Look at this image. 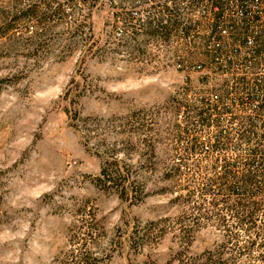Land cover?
<instances>
[{
  "label": "rangeland",
  "instance_id": "obj_1",
  "mask_svg": "<svg viewBox=\"0 0 264 264\" xmlns=\"http://www.w3.org/2000/svg\"><path fill=\"white\" fill-rule=\"evenodd\" d=\"M108 2L0 0V264H77L83 255L91 264H165L183 249L177 233L144 230L180 213L164 191L167 169L212 175L241 152L237 143L220 157L206 150L177 165L186 140L175 100L228 93L234 103L247 91L229 76L186 73L161 54L149 57L142 41L118 39ZM20 15L19 31L1 36ZM260 104L254 99L247 111ZM230 120L221 116L222 129ZM257 122L264 125V112ZM195 135L209 145L214 129ZM128 139L122 156L145 191L127 198L99 177L103 155ZM216 233L197 232L189 252L213 247Z\"/></svg>",
  "mask_w": 264,
  "mask_h": 264
},
{
  "label": "trees",
  "instance_id": "obj_2",
  "mask_svg": "<svg viewBox=\"0 0 264 264\" xmlns=\"http://www.w3.org/2000/svg\"><path fill=\"white\" fill-rule=\"evenodd\" d=\"M29 15L32 16V13ZM21 16L13 17L14 22L1 36H6L9 31L18 32L16 21ZM239 81L247 83L246 80ZM253 87L254 90L245 96L237 93L234 103L228 93L222 97L215 94V99L213 96L202 97L194 103L187 99L175 100L176 108H184L185 114L184 125L179 128V138L181 136L186 140V154L181 156L184 163L178 166L186 165L188 159L206 150L220 157L232 151L237 143L241 152L230 159L224 157L222 170L212 175L203 173L201 169L193 174L174 166L167 169L164 179L170 184L164 191L173 194L171 202L180 207V213L176 217L151 221L144 230L148 233L161 231L162 234L173 229L177 233L183 249L165 264H264V125L260 126L257 122L264 112V96L260 95L264 94V78H255ZM256 98L261 100V104L254 112H248V104ZM224 114L231 117L232 123L222 129L220 118ZM211 128L214 135L206 145L195 134ZM142 141H149L145 144L152 146V149L155 147L156 140L153 138ZM245 146L243 158L241 154ZM130 149L131 140L128 139L111 150L109 157L102 154L104 160L99 177L104 188H115L121 197L127 198L139 191L144 195L145 191L143 178L134 169L131 158L124 157ZM210 227L217 232L216 244L200 253L189 252L195 234ZM141 240L140 246L144 243L143 238ZM76 263L91 264L90 258L85 255Z\"/></svg>",
  "mask_w": 264,
  "mask_h": 264
},
{
  "label": "built area",
  "instance_id": "obj_3",
  "mask_svg": "<svg viewBox=\"0 0 264 264\" xmlns=\"http://www.w3.org/2000/svg\"><path fill=\"white\" fill-rule=\"evenodd\" d=\"M108 1L117 38L142 41L149 57L161 54L186 73L224 74L247 92L264 78V0Z\"/></svg>",
  "mask_w": 264,
  "mask_h": 264
}]
</instances>
